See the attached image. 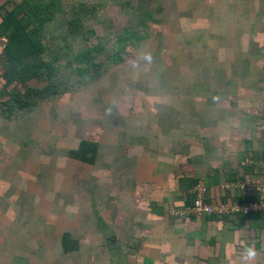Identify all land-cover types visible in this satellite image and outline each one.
<instances>
[{"label":"rangeland","instance_id":"1","mask_svg":"<svg viewBox=\"0 0 264 264\" xmlns=\"http://www.w3.org/2000/svg\"><path fill=\"white\" fill-rule=\"evenodd\" d=\"M58 1L48 0L38 29L68 92L0 113V264L141 263L140 244H114L128 229L112 211L125 208L114 196L127 202L114 153L153 132L165 152L178 151L163 134L171 108L213 102L242 113L248 104V116L233 110L247 130L238 142L253 137L263 150L264 87L248 75L264 78V0ZM21 2L0 0V21ZM83 142L97 145L94 162L70 157ZM66 237L75 250L65 251Z\"/></svg>","mask_w":264,"mask_h":264},{"label":"crops","instance_id":"2","mask_svg":"<svg viewBox=\"0 0 264 264\" xmlns=\"http://www.w3.org/2000/svg\"><path fill=\"white\" fill-rule=\"evenodd\" d=\"M259 71L250 72L248 76H252L253 81L247 80L264 87ZM231 106L227 102L202 106L196 103V109L191 106L187 114L181 106H173L163 134L169 143L175 142L172 145L179 148L178 151L165 152L154 132L143 140L141 147L138 143L131 145L133 147L119 145L124 148L122 152H115L111 161L114 166L122 165L118 168V186L127 192V202L114 196L116 205H125V208L112 211L116 216V228L128 225V229H125L124 238L116 236L114 244L123 248L132 239L136 245H141V263L133 258L131 264H264V212L251 218L226 215L210 220H175L171 215L172 207L184 206L192 188L199 182L208 188L207 198L212 202L219 198L226 201L231 194L258 198V189L264 188V184L258 189L248 186L247 183L260 177L254 173L255 167L244 165L246 158L255 162L261 160L264 145L260 151L253 137L247 146L240 145L236 132L240 127L244 133L247 130L244 120L233 113V110H240V106H234L235 109ZM248 106L243 105L247 114ZM200 111L207 113L206 119L199 118ZM191 112L196 113L191 116ZM246 113H242L243 116ZM232 116L236 117L237 126L236 122L231 123ZM191 119L197 123L186 125ZM232 125L238 128L230 131ZM131 162L132 168L127 165ZM238 183H246L245 188ZM114 239L111 237V244Z\"/></svg>","mask_w":264,"mask_h":264},{"label":"trees","instance_id":"3","mask_svg":"<svg viewBox=\"0 0 264 264\" xmlns=\"http://www.w3.org/2000/svg\"><path fill=\"white\" fill-rule=\"evenodd\" d=\"M8 1L12 2L13 0ZM52 8L53 5L48 0L46 5L43 0H23L13 10L6 11L5 15L2 14L0 38L7 39L8 42L5 47L0 46L2 50L0 53V76L4 79V84L0 89V113H17L26 108L28 104H39L41 100L68 92L67 80L62 79V75L55 65L56 62L60 61V56L56 55L57 52L47 49L51 39L45 42L41 38L42 30L38 29V26L42 27L48 23ZM39 83L47 84L43 88L34 85ZM3 98L6 99L3 100ZM96 153L97 145L83 142L79 150L71 151L70 157L91 163L94 162ZM261 160H264V157ZM192 196L190 192L185 204H191L194 201ZM248 199L250 197L247 194L240 197L231 194L226 201L224 198H219L214 202L244 204ZM251 200L258 202L259 198H251ZM207 201L212 202L209 199ZM263 212L257 211L253 214H238L237 216L251 218ZM222 216L226 215L212 214L203 215L200 218L194 216L190 218L210 220ZM64 247L66 252L76 249L75 243H72L68 237L64 240Z\"/></svg>","mask_w":264,"mask_h":264},{"label":"built area","instance_id":"4","mask_svg":"<svg viewBox=\"0 0 264 264\" xmlns=\"http://www.w3.org/2000/svg\"><path fill=\"white\" fill-rule=\"evenodd\" d=\"M251 164V167H255V173H262L264 175V160H260L258 162H253L252 160H247L244 165ZM259 182L247 183L249 185H256ZM241 188H245L246 183H238L237 184ZM262 195H264V188L260 189ZM191 194L193 195L194 201L191 204H185L182 207H173L171 210V215L177 219H189L190 217L200 218L203 215H249L253 214L257 211L264 210V197H260L258 202H254L249 200L244 204H235V203H219L217 202H208V188L204 186L202 183H197L191 190Z\"/></svg>","mask_w":264,"mask_h":264},{"label":"clouds","instance_id":"5","mask_svg":"<svg viewBox=\"0 0 264 264\" xmlns=\"http://www.w3.org/2000/svg\"><path fill=\"white\" fill-rule=\"evenodd\" d=\"M7 42H8V40L7 39H4V41H1L0 42V46L2 47H5L6 46V44H7ZM1 77V76H0ZM2 78V77H1ZM2 81L4 82V79H2ZM245 161H247V160H252L253 162H255L253 159H248V158H246V159H244ZM258 161H260V160H258ZM258 161H256V162H258ZM251 169H253L252 167H251ZM253 171H254V173H255V170L253 169ZM257 176H259L260 177V179H258V180H255L256 182H259V186H257V185H253V186H256L257 187V189L260 187V185L261 184H264L263 183V181H264V177L263 178H261L262 176H264L263 174H256ZM255 181H253V182H255ZM200 183V182H199ZM261 189H263V188H261ZM258 192H260V189H258ZM261 195H262V193L260 192V194H259V196H258V198L260 199V197H261ZM249 200H251V198L249 199ZM262 211H264V210H262Z\"/></svg>","mask_w":264,"mask_h":264}]
</instances>
